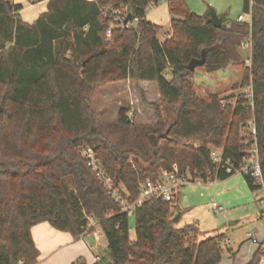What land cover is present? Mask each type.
<instances>
[{"label": "trees", "instance_id": "1", "mask_svg": "<svg viewBox=\"0 0 264 264\" xmlns=\"http://www.w3.org/2000/svg\"><path fill=\"white\" fill-rule=\"evenodd\" d=\"M157 1L126 0L137 29L108 36L102 8L121 0H50L32 24L22 19V4L0 0V264H39L37 225L48 223L77 240L93 231L92 220L109 248L95 264H221V236L200 241L198 225L173 222L180 193L171 202L138 205L131 240L130 215L80 154L92 147L133 202L141 184L158 181L165 170L225 181L235 172L218 168L210 149L222 150L240 169L256 143L264 186V0H244L250 21L225 19L220 29L185 0H171L164 42L158 38L163 27L147 19ZM246 42L251 66L232 88L241 93L201 98L189 63L206 50L208 73L245 65ZM126 81L157 85L158 122L137 125L123 110L118 124L99 126L91 101L97 86ZM242 174L252 191L264 188ZM261 256L259 250L247 264Z\"/></svg>", "mask_w": 264, "mask_h": 264}, {"label": "rangeland", "instance_id": "2", "mask_svg": "<svg viewBox=\"0 0 264 264\" xmlns=\"http://www.w3.org/2000/svg\"><path fill=\"white\" fill-rule=\"evenodd\" d=\"M40 1L30 0L36 4ZM185 3L192 13L200 16L211 15L214 11L218 17H225L228 22L238 21L240 16L250 21V16L244 11V0H185ZM147 17L154 24H161L163 30L158 38L164 42L171 29V16L166 4L163 2L156 9L150 10ZM242 52L244 59L251 54L250 49L242 48ZM245 67L247 66L234 65L214 73H208L204 67L197 68L194 73L197 94L204 99L216 94L222 100L238 96L242 90L233 91L232 88L242 80ZM118 83H123L122 88L115 86ZM118 83L97 86L91 100L95 113L100 115L97 124L99 126L118 124L119 113L123 110L127 111L137 125L156 124L159 120L156 109H163L157 85L152 83L155 90L147 87L143 90L139 83ZM177 168L176 165L173 166V169L179 172ZM229 181L228 186H223L224 196L220 197L218 196L220 191L210 184L194 183L183 187L180 191L182 198L177 205L183 216L175 224L179 228L187 224L198 225L201 231L200 241L221 236L223 252L221 264H246L250 245L247 235L254 234L261 222L260 215L264 212V190L254 192L247 184L242 185L245 181L242 173L232 176ZM215 185H218V182ZM214 203L222 207L221 212L214 211ZM94 223L96 222L92 220L91 225ZM129 226L130 238L135 241L137 237L134 215H130ZM99 230L100 226L96 224L85 241L73 245L64 244L58 251H52L47 259L48 264H83L82 261L85 264H93L95 257L109 256L108 241L103 233L100 236ZM243 245L245 247L238 255L237 252ZM258 264L264 262L260 261Z\"/></svg>", "mask_w": 264, "mask_h": 264}, {"label": "built area", "instance_id": "3", "mask_svg": "<svg viewBox=\"0 0 264 264\" xmlns=\"http://www.w3.org/2000/svg\"><path fill=\"white\" fill-rule=\"evenodd\" d=\"M9 1V0H7ZM126 0H121L118 5L108 4L102 8V15L109 19L110 24L107 29V35L110 36L114 30H130L137 29L139 20H133L128 17L130 14V8L125 3ZM171 0H158L156 3L150 5L149 10L156 9L163 2L168 6ZM147 12V14H148ZM239 22H245L243 16L238 19ZM242 48L251 50V43L246 42L242 45ZM245 65L247 67L251 66V57L246 59ZM255 134V129H252ZM253 157L250 162H247L240 169H235L229 160L224 159L223 152L220 149L211 148L210 155L214 163L218 168L226 171L228 174L234 173H244L249 174L251 177L256 179V184L263 186L262 171L259 163L258 157V147L255 143L253 147ZM80 154L88 167L96 174L99 181L102 183L104 189L109 193L111 198H113L121 207L122 211L129 215H134L135 210L138 205L142 202H146L154 199H161L164 202H171L180 193L181 189L189 184H210L214 182L208 180L203 181L201 179L195 178V175L187 172L185 175H180L171 171H162L160 179L158 181H147L140 186L139 197L136 201L129 202L126 198L120 186H118L114 180L105 171L101 161L98 159L95 150L92 147H83L80 150ZM264 190V188H263ZM213 209L216 213L222 211V207L218 206L216 203L213 204ZM248 240H252L255 244L259 245V250L262 253L261 261L264 262V242L260 243L253 233H249ZM19 264H23L20 262Z\"/></svg>", "mask_w": 264, "mask_h": 264}, {"label": "crops", "instance_id": "4", "mask_svg": "<svg viewBox=\"0 0 264 264\" xmlns=\"http://www.w3.org/2000/svg\"><path fill=\"white\" fill-rule=\"evenodd\" d=\"M12 1L17 3V4L23 5V10L21 11V17L25 22L32 24L39 18V16L41 14H43L47 11L48 2L50 0H41L37 4L34 2L31 3L30 0H12ZM147 19H148V17H147ZM156 25L161 26V24H156ZM250 56H251V54H250ZM249 57H247L246 59H248ZM246 59H245V61H246ZM124 83L125 84H127V83L135 84V82H132V81H127ZM121 84H123V83H118L115 86L118 85V86H120V88H122ZM139 87L142 88L143 90H145L146 87L155 90V87L152 85L151 82H141V83H139ZM229 180H230V178L225 180V181H216L212 184L214 189L216 188L217 190L220 191L218 193L219 197L224 196L222 193V189H223V186H228L230 184ZM217 182H218V185L214 186V184L215 183L217 184ZM243 184H247L246 181H244V183H242V185ZM181 198H182V194L180 192V201H181ZM182 216H183V214H181V217ZM260 220H261V222L259 223L258 228L255 230L254 235H255L256 239L260 243H262V242H264V212H261ZM96 224L97 223H94V225H91L93 227V229L95 228ZM89 233L85 234L83 237L76 240L72 237L71 234L57 231L54 228H52L48 223H43V224L35 226L32 229V235H33L34 241L36 243V246L41 253L40 259H39V264H48L47 259H49L48 257L50 256V253L52 251H55V250L58 251L62 247V245H64V244L73 245V244L78 243V242L81 243L82 241H85L87 239ZM98 233L100 234V236L102 235V232L100 230L98 231ZM248 243L250 244L248 247V255L249 256L246 260L247 261L246 264L249 263L252 260L253 256L255 255V253L259 251V245L258 244H255L252 240H248ZM244 247H245V245H243L239 248V250L237 252L238 255H240V253ZM235 259H236V257H235ZM80 260H82V259H80ZM96 260H97V258L95 257V259L93 260V264L96 263ZM82 262H83V264H85L84 261H82Z\"/></svg>", "mask_w": 264, "mask_h": 264}, {"label": "water", "instance_id": "5", "mask_svg": "<svg viewBox=\"0 0 264 264\" xmlns=\"http://www.w3.org/2000/svg\"><path fill=\"white\" fill-rule=\"evenodd\" d=\"M211 23L216 29H220L224 23L225 17H218V15L213 11L211 12ZM131 19V14L128 16ZM207 61V51L203 50L202 56L200 59H193L189 65L188 70L194 72L199 67H204ZM181 218V214H178L175 219L173 220L174 223H177Z\"/></svg>", "mask_w": 264, "mask_h": 264}]
</instances>
